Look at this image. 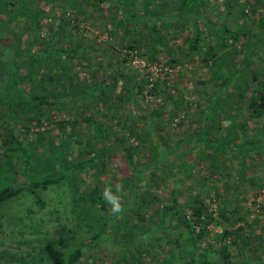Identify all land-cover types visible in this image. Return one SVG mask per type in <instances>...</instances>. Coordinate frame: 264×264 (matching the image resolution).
Returning <instances> with one entry per match:
<instances>
[{
    "label": "rangeland",
    "instance_id": "1",
    "mask_svg": "<svg viewBox=\"0 0 264 264\" xmlns=\"http://www.w3.org/2000/svg\"><path fill=\"white\" fill-rule=\"evenodd\" d=\"M177 1L162 0L161 6L155 0H10L7 6L0 0V45L3 47L6 40L9 49L16 50L15 53L26 52L27 56L30 50L43 45L46 38L51 40L53 48H83L69 64L50 57L47 60L50 63H45L43 55L37 52L30 55L31 59L22 56L19 75L43 73L45 76L50 70L58 78L62 76L55 86L56 93L74 92L79 88L78 80L84 81L83 88L100 79L110 82L117 70L132 72L134 80L143 84L147 72L127 62V58L123 60L125 56L120 48L131 38H140L141 56L147 58L151 38L149 25L143 20L149 14L172 10L170 3ZM193 1L187 0L186 6L189 8ZM37 7L42 9L38 22L33 19ZM240 7L244 14H238ZM22 11L31 16L26 24H22ZM194 11L195 7L190 14L195 19ZM203 12L210 21L208 26H203L205 37L217 41L220 58L215 64L223 71L209 74L214 78L212 85L205 80L202 85L197 83L199 77L206 78L205 66L212 64L213 59L210 63L201 59L193 63L186 61L182 51L185 41L175 40L179 48H175L173 56L181 67L167 83L168 86L177 84L184 90L183 106L177 91L170 88L148 96L143 92L132 94L134 86L129 83L130 90H124L121 79L117 78L115 85L108 88L110 102L100 106L107 107V116L97 114L78 98L62 106L33 104L34 108L27 109L39 115L40 123L34 124L32 120L26 129L21 125L20 106L15 103L5 106L0 101V189L64 172L63 168L85 157L103 153L102 160L92 169L73 168L64 178L45 188L39 184L21 187L0 202V252L5 264H22L25 260L52 264L56 256L47 243L58 237V228L72 235L70 245L81 238H95L82 247L75 264H135L136 259L142 264H168L167 258L172 264H200L198 254L204 248L208 250V264H219L211 247L216 246L215 235L221 231V224H208V233L191 247L193 252L190 246L189 251L178 250L165 241L168 233L175 235L176 215L189 214L187 202L191 195L201 199L212 215H217L218 209L229 201L237 203L235 214L244 219H234L224 227L235 230L242 224L246 231L240 232L249 234L250 242L243 247L234 245L233 241L229 244L231 264H252L255 258L264 259V111L259 116L250 115L246 104L247 95L264 76V0H207ZM130 13L141 14L143 20L132 17L134 21H122ZM166 20L167 17L155 23L174 32ZM19 25L25 26V30L15 39ZM221 25L229 29L247 26L234 42L238 45L237 51L219 43L222 38L228 41L227 34L221 36L219 32ZM252 39L261 44L253 48L256 50L247 51L245 47L250 46ZM245 51L248 59L241 60ZM49 56L57 58L58 54L51 52ZM251 56L255 57L250 59ZM157 58L163 60V57ZM232 67H239L241 71L232 75L225 94L211 97L213 85H224L219 82L226 80ZM19 86L23 90L31 89L26 84L19 83ZM243 86L245 89L240 94ZM203 110L210 115H203ZM98 120L106 130L104 138L97 133ZM202 129L204 134L199 135ZM7 132L22 140L29 153L26 166L20 160L22 156L3 151V144L10 145L5 139ZM118 135L126 137L127 154ZM133 175L135 185L130 180ZM74 181L78 190L97 184L105 210H94L87 201L79 200L71 191L70 183ZM105 188H111L120 198L122 213L112 212L104 198ZM172 200L178 213L170 212L166 216L163 207ZM101 221L103 226L99 224ZM180 229L188 233L182 225ZM144 243L152 248L144 250ZM207 243L211 246L207 247ZM63 251L64 247L60 249Z\"/></svg>",
    "mask_w": 264,
    "mask_h": 264
},
{
    "label": "trees",
    "instance_id": "2",
    "mask_svg": "<svg viewBox=\"0 0 264 264\" xmlns=\"http://www.w3.org/2000/svg\"><path fill=\"white\" fill-rule=\"evenodd\" d=\"M9 1L10 0H3V3H5L8 6ZM155 1L159 2V4L163 6L162 4L164 2H162V0H155ZM206 1L207 0H194L193 2L189 4V8H188V6H186V4L189 3L187 2V0H178L177 2L170 3V4H173L171 5V8L172 7L173 8L170 11H166L163 13L157 12L158 14L157 13L149 14V16H147L146 19L144 20L141 18V14L140 16L139 14H136V16H132L130 13L128 14V16L124 18V20H122L124 22H127L128 20L134 18L136 19V21L143 20L145 23L149 25V32H150L149 36L151 40L147 44L148 51L146 50L147 56H148L147 59L149 61L157 62L161 64L162 66L164 65L172 69L178 66L176 70H172V71L164 70L161 76H157L155 78H152V77L149 78L150 76L149 74H147L148 76L144 77L143 79V82H142L143 84H141L139 81L134 80V76L132 72L130 73L126 72L127 73L126 74L123 71L121 72V70H117L114 73H112L110 82L104 81V79H100L95 84H92L91 86H87L83 88L82 83H84V81L81 82V80H78L77 82L79 83V88H77V90H75L74 92L67 93L64 91V92L56 93L55 86L59 83L58 81L61 79L60 77L62 76H60L59 77L60 79H59L57 75L51 72L50 70H48L45 76L43 75V73L42 75H35V74H30V73L29 74L21 73L19 75L20 72L18 70V67L20 65L21 58L22 56H27V53L26 52L15 53L16 50L13 51V49H9L8 48L10 47L8 46L9 42L6 43V40H5L4 41L5 45L3 47H1L0 45V101L5 103V106L9 104H13V103L20 106L19 110H22L20 114V119L22 120L21 125L25 127L26 129L30 126V123L32 120L34 124L39 125L40 123L39 118H38L39 115L36 116L34 115V113L28 111L27 109V107H30V109L31 107L34 108L33 104L34 105L37 104L40 106L41 105L47 106L50 103H55V104L59 103V105L62 106L68 100H74L78 98L83 104H86V106H89V107L91 106V109H93L94 112H96L97 114H100L101 116H104V115L107 116L108 114L107 107L106 109H104V107L102 108L100 106L103 105L105 102H110L108 88L110 89L113 85H115L117 78L121 79L120 80V82L122 83L121 88L124 90H127V91L130 90L129 83L134 86L132 94L136 92H143L144 95L146 94L145 96H148L150 94L154 95L158 91H162L163 89L167 91L170 88L171 90H174L175 92L177 91V94H178L177 97L179 96V100L181 101L182 106H183L185 104V98L182 97L181 94L184 93V90L182 91L179 88V86H177V84L168 86V83H167L169 78H171L176 72H178L181 67L179 64L180 62H178L176 60V57L173 56V54L175 53L174 51H176L175 48H179L178 47L179 44L178 42H175V39H176V36H180V34L176 31L170 32V31L162 30V28H160L158 24H156L155 22L157 20H162L167 17L166 23L168 21L171 23L170 20L172 19V17L173 18L177 17L178 19H180L181 16H185L186 12L190 13L194 7L196 10L203 12V6ZM238 11H239L238 14L239 13L244 14L243 8L240 7ZM41 12H42L41 8L37 7L35 9V12L33 14L34 21L38 22L37 20L39 19V14ZM21 13L23 14V18H24V22H22V24H26V21L30 19L31 16L29 14L27 15L24 11H22ZM204 16L206 17V20H202V24H201L202 26L201 27L194 26L193 35L188 36V37L185 36V38L182 39L185 41V48L182 51H183L184 59L192 63L200 59L206 63H209V61L213 59L214 63L212 62V66L210 67H212V72H214L215 67H216L215 62L218 60V58H220V55L218 53L219 48H217V41H213L211 38L206 39L205 37V31L203 30L202 27L208 26L210 21H209V16H207L206 14H204ZM194 23L196 22L194 21ZM39 24H41L40 21H39ZM24 27H22V25H19L18 30L14 34L16 35L15 39L19 38L22 35L23 31L25 30ZM243 28L247 29V26L244 25ZM243 28L239 26L238 28L229 29L228 26L221 25L219 28L220 30L219 32L221 33V36L227 34L228 41L222 38L219 43L221 44L222 42L223 45L230 46V49L232 51L234 52L237 51L236 48L238 45L235 46L234 42L237 40L239 33L241 32L243 33L245 31ZM45 29H47V26H45ZM141 41L142 39L140 38L138 39L131 38V40L130 41L128 40L126 43H124L122 47L136 48L138 54L141 55V50L139 48L140 47L139 43ZM262 41L264 40L262 39ZM1 43H3V41ZM260 44L261 43H256L255 39H252L250 41V46H246L245 48L247 49V51L249 49H250L249 51L251 50L254 51L256 49H253V48L260 46ZM77 49L78 47L65 49L63 47L57 46V48H53L51 44V40L46 38L43 45H40V47L36 49L30 50L31 53H28L29 56H27V59H31L30 55L37 52V54L43 55V57L45 58V61H47L50 57V59H53V60L55 59L56 61L60 60V62H63V63L64 61H67V64H69L76 55H79L82 51H84L83 48H80L79 50ZM161 51H163L162 54L160 53ZM200 51H202L201 56H200ZM247 51L244 52V55L241 60L248 59ZM51 52H56L58 54V56H56L57 58H55V56H49ZM157 57H163V60L162 58L160 60ZM254 57L255 56H251L250 59ZM125 58L126 56L122 59L124 60ZM258 58L262 59L261 56H259ZM45 63H50V60ZM70 67H71V64H70ZM141 69L147 72L146 69L144 68H141ZM232 75L233 73L229 72V74L226 77V80L227 81L230 80L232 78ZM214 77L216 78V75ZM204 80L207 83H210L212 85L214 78L211 76H209L208 78L199 77L198 80H196V82L202 85L203 82H205ZM251 80H254V79L251 78ZM19 83L26 84L28 87L31 86V89L23 90L24 87L19 86ZM226 84L227 82L225 81L224 85L222 84L223 87L221 88L219 92H218L219 90L218 88H220L222 85L221 86L217 85L216 87H214L213 85L210 91V96L217 97L218 93L219 94L221 93L222 95L223 93L225 94L224 89H225ZM201 87H202L201 89H203V86ZM196 89L197 88H194L195 91H197ZM244 89L245 87L243 86L242 92L240 94L243 93ZM86 99L88 100V102H83ZM246 104H247V109H248L247 112H249L250 115L259 116L260 113L264 111V76H263V81L260 80V83L258 84V86L256 88H253V91H251L249 95H247ZM202 114L203 115L205 114L206 117L210 115V113L208 112L205 113L204 110ZM98 121L99 123H95L99 129L97 133L100 134V138H104L106 135V130L104 129V125H102V122H100V120ZM59 127L62 129L63 123H61ZM130 128L129 130H131ZM36 130L39 131V128H37ZM121 132L122 130L118 131V133L120 134ZM202 134H204L203 129L201 130V134L199 135H202ZM118 137L121 138L120 143H122L123 145L122 148H123L124 153L127 154L128 146L124 143V139L126 137L123 135H120V136L118 135ZM5 139L6 141H8L10 145L5 146L3 144L2 146L3 151H5L6 154L10 153L12 155L16 154L18 156L19 155L22 156L20 160L21 162H23V165L26 166L29 153L27 152L26 148L24 149L23 143L21 142L22 140H19L18 138H16V135L12 133H8V132L5 134ZM102 155L103 153L100 152L99 154H96V156L85 157L79 160L77 163H73V166H69V168L68 167L63 168L65 169L64 172H59L58 174H47L45 177H43L42 179L38 181L29 179L27 182H24V185L4 186L0 189V202L4 198L17 193V191L21 187L30 188L32 186L39 184V185H42L43 188H45L48 184L56 182L62 177L64 178L67 175V172L71 171L73 168L81 167L82 169H85V170L92 169L97 163H99L100 160H102L103 158ZM130 180L132 181L134 180V185H135L136 177H134V175L130 177ZM70 184H71V191L77 194L79 200L87 201L90 204V206L94 208V210H97V211L105 210V206H104L105 203H104L103 195L97 184L91 186L88 189H80V190H78L77 182L74 181V182H71ZM174 199L175 198L173 197V200ZM173 200L170 205L166 204L163 207V209L165 210L164 213L166 214V216L170 212L178 213L177 210L173 208L176 206ZM235 204L237 203L229 201V204H225L218 209L217 215H212V213L207 210L206 205L201 202V199H199L197 196L191 195V197H189V201L187 202V205H189V208H190L189 214L184 215L182 213H179L178 215H176V218L174 220L176 223L173 222L175 223L174 224L175 235L171 236L170 233H168L169 234L168 238L165 241L170 242L172 245L176 246L178 250L189 251L191 249V251L193 252L194 250L192 248L195 247V242L200 240V238L204 237L208 233L207 225L210 223L211 224H221L223 225L221 228V231L215 235L216 246H212L211 250L216 251L215 257L219 264H231V261H230L231 252L229 249V244L233 241L232 243L234 245H237L238 247H243V246H248L250 242L249 234L245 233L246 230L244 229L242 224L240 226H236L237 228L235 230L234 228L233 230H230L224 227V225L227 222H230V221L232 222L234 219H244L243 216H240L239 214H235L236 208H237V205ZM98 214L100 215V213ZM173 223L170 224V227L169 226L168 227L171 228ZM99 224L103 226L104 222L101 221ZM180 225H182L186 229V231H188V233L184 234L180 229ZM0 226H1V223H0ZM242 230H245V231L240 232ZM56 232L58 234V237L52 238L49 241V243H47V247L51 249L52 252L55 253V256H56V259L54 260L52 264H75L80 259V256L82 254V247L88 246L86 243L90 244V241L95 239L93 238V239L85 240L81 238L77 243L70 245L69 240L72 235L68 234L67 230H64L63 232L62 228H58ZM181 235H183V237H181ZM143 245H145L143 248L146 251L152 248V245L150 244L144 243ZM188 246H190V249ZM210 246H211L210 243H207V247H210ZM63 247L65 248V251L61 253L60 249H62ZM136 249L140 250L139 247H136ZM207 252H208L207 248H204L203 252H199L198 259L199 261H201L200 264H208L209 261L207 260L206 257L207 255L209 256V254H207ZM2 254L3 253L0 252V264H5L6 262L4 261L3 259L4 256ZM20 259L25 260L23 259V256H21ZM166 263L172 264L171 259L167 258ZM22 264H33V263L25 260V261H22ZM135 264H142V261L140 259H136Z\"/></svg>",
    "mask_w": 264,
    "mask_h": 264
},
{
    "label": "crops",
    "instance_id": "3",
    "mask_svg": "<svg viewBox=\"0 0 264 264\" xmlns=\"http://www.w3.org/2000/svg\"><path fill=\"white\" fill-rule=\"evenodd\" d=\"M194 12L196 13V15H195L196 18L195 19L192 17V14L186 12L185 13L186 17L182 21H178L177 17L176 18L174 17L173 20L171 21V23L169 22V24L172 25L173 30H175L176 32L180 33V36L176 37V39H175L176 41L179 40V39L182 40L183 38H185V36L188 37V36L193 35L194 26L201 27L202 26L201 25L202 24V20H206V17L204 16V14H206V12L205 13L204 12H200L199 10H196ZM189 16H191V20H190ZM192 18L194 19V21L196 23H194ZM162 30H164V29H162ZM203 30H204V28H203ZM210 66H212V64H209L208 66L207 65L205 66V69H204L205 72H203V73L207 74L206 78H208L210 76L209 74L212 72V67H210ZM238 68L239 67H235V68L232 67L230 72L235 74L237 71L238 72L241 71V69L240 68L238 69ZM217 71L221 73V71H223V70H221L220 67L217 66V64H216L214 72L217 73ZM216 78H219L218 75L216 76ZM225 81L227 82V84L229 83L228 82L229 80L228 81L227 80H223V81H220L219 83L222 84ZM230 83H232V82L230 81ZM233 83H235V82H233ZM252 264H264V259L260 260L258 258H255L253 260Z\"/></svg>",
    "mask_w": 264,
    "mask_h": 264
},
{
    "label": "built area",
    "instance_id": "4",
    "mask_svg": "<svg viewBox=\"0 0 264 264\" xmlns=\"http://www.w3.org/2000/svg\"><path fill=\"white\" fill-rule=\"evenodd\" d=\"M121 54L125 55L127 58V62L131 64H135L139 66L140 68H144L147 70V74H149V78H155L157 76H161L162 72L164 70H176L178 66L174 67V69L166 66H162L161 64L154 62V61H149L147 58L141 56L138 54L136 48H128V47H121L120 48Z\"/></svg>",
    "mask_w": 264,
    "mask_h": 264
},
{
    "label": "clouds",
    "instance_id": "5",
    "mask_svg": "<svg viewBox=\"0 0 264 264\" xmlns=\"http://www.w3.org/2000/svg\"><path fill=\"white\" fill-rule=\"evenodd\" d=\"M117 191H121V188L117 187ZM104 198L111 206V210L114 214L122 213L124 211L120 198L112 193L111 188L104 189Z\"/></svg>",
    "mask_w": 264,
    "mask_h": 264
}]
</instances>
